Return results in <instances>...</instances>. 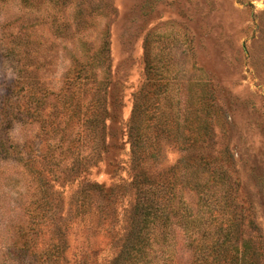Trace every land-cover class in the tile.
<instances>
[{
	"label": "rangeland",
	"instance_id": "1",
	"mask_svg": "<svg viewBox=\"0 0 264 264\" xmlns=\"http://www.w3.org/2000/svg\"><path fill=\"white\" fill-rule=\"evenodd\" d=\"M212 158L238 184L232 264H264V0H0V264H109L119 247L94 239L172 176L216 231ZM82 184L102 191L82 202ZM170 221L141 264H195Z\"/></svg>",
	"mask_w": 264,
	"mask_h": 264
},
{
	"label": "trees",
	"instance_id": "2",
	"mask_svg": "<svg viewBox=\"0 0 264 264\" xmlns=\"http://www.w3.org/2000/svg\"><path fill=\"white\" fill-rule=\"evenodd\" d=\"M102 118L105 120L104 116H102ZM131 128L132 126L130 127V130ZM137 133L138 129L134 126L135 136ZM128 135L129 133H127V136ZM133 140L134 135L131 134L130 138H128L126 142H129L133 147ZM99 142L104 144L100 139ZM225 155L228 157L226 152ZM91 157H97V155L94 154L91 155ZM209 162L211 165L209 166L208 170L205 171L207 181L209 182L208 185L217 187L224 192L222 198L218 199V205L216 206L217 209L222 208L221 211L219 210V213L222 214V218L213 219V222H215L214 226L216 231L211 232L208 230L207 223L204 222V219L199 215V213L193 214L192 208L188 207L186 203H184L185 201H180L181 198H179L178 194H181V187L178 186L176 177L172 176V178H169L164 184L160 185V187L157 186L153 188L158 189V192L148 191L145 187H135L133 202L129 205L127 210V212H130V214L125 217V225H127V229L124 232L121 231L120 236H117L118 232L115 233V235L118 237L117 240L113 237L111 239L110 237L104 236L100 237V239H94L95 245L109 243L107 240L109 239L111 242H113L112 246L117 244V247H119L118 252L112 258H110V261L108 262L109 264H141V260H143L142 255L144 254L146 248L150 245L152 236V234H149L147 230L150 231L149 228L155 225H158L160 228L168 226L171 224L170 219H172L176 225L183 226L185 230L184 236L187 240L188 246L192 248L194 258L196 259L195 264H221V257L223 256L224 252L226 255L228 254V256H230V259H228V264H232L234 258L236 259L239 257V248L232 247V245L229 243L230 240L228 239V237L232 235V229L234 227L235 220V207L232 205L234 196L232 197V194H237V187L234 186L238 185L236 183V179L232 175V162L225 161L226 163L224 162L221 164L216 162L215 158L210 159ZM80 165H82L81 161H79L78 167H80ZM122 186L123 185L120 182L118 185H115V188L113 189L115 192L117 191V194H119L122 193ZM78 187L79 188L76 190L74 196H79L82 202H85L88 196L91 197L92 195L96 194V192L102 191L99 189L100 187L94 184L88 186H84L82 184ZM198 187L199 186H197V188ZM108 194L111 195V192ZM149 197L153 198V200H160V203L157 204L156 210L153 213L151 212L147 214L144 210L142 201ZM117 199H115V204L117 203ZM203 203V200L199 202L201 206H203ZM234 204L238 209V205L236 203ZM158 210H160V213H158ZM166 210H171L173 215L169 217L166 213H164ZM227 211H230V214ZM191 215L196 217H191ZM67 216L66 219L69 218V215ZM115 218L117 219L116 212ZM66 219H64V221ZM50 222L51 221H49V223ZM64 224L65 229H68L70 225L69 222L66 220ZM198 225H200V228H203L202 233L195 234L192 232V230L198 229ZM60 235L61 234L59 233L58 238ZM63 236L65 238L66 235L63 233ZM165 236L166 234L162 237L165 239ZM86 247H88V245ZM91 252L92 251L90 250L89 254H91ZM100 253L101 251H99V253L97 252V254L93 257H97L100 255ZM52 254L53 253L51 251L48 252V260L53 258L51 257ZM61 259L64 261L63 258ZM166 260L171 261L170 258Z\"/></svg>",
	"mask_w": 264,
	"mask_h": 264
}]
</instances>
